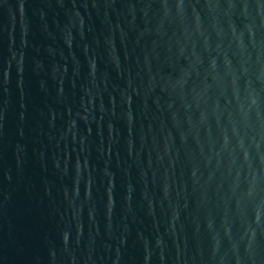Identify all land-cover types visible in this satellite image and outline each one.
<instances>
[{
  "label": "water",
  "instance_id": "95a60500",
  "mask_svg": "<svg viewBox=\"0 0 264 264\" xmlns=\"http://www.w3.org/2000/svg\"><path fill=\"white\" fill-rule=\"evenodd\" d=\"M0 264H264V0H0Z\"/></svg>",
  "mask_w": 264,
  "mask_h": 264
}]
</instances>
